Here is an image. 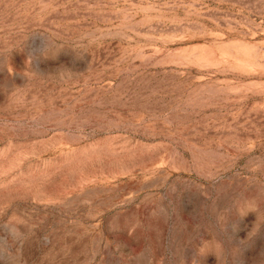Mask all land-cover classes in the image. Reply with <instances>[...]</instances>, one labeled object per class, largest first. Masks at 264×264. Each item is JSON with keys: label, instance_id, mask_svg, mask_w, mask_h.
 <instances>
[{"label": "rangeland", "instance_id": "obj_1", "mask_svg": "<svg viewBox=\"0 0 264 264\" xmlns=\"http://www.w3.org/2000/svg\"><path fill=\"white\" fill-rule=\"evenodd\" d=\"M0 264H264V0H0Z\"/></svg>", "mask_w": 264, "mask_h": 264}]
</instances>
